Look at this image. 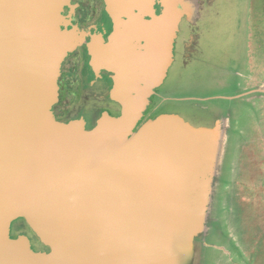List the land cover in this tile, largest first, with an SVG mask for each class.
Listing matches in <instances>:
<instances>
[{
    "label": "water",
    "instance_id": "1",
    "mask_svg": "<svg viewBox=\"0 0 264 264\" xmlns=\"http://www.w3.org/2000/svg\"><path fill=\"white\" fill-rule=\"evenodd\" d=\"M65 1L0 0V264H179L183 248L190 259L212 201L220 125L196 128L174 114L134 132L145 108L137 86L134 102L123 97L124 117L65 132L43 155ZM130 2L114 0L116 21L136 19ZM172 8L173 23L152 21L153 85L174 61ZM19 218L49 253H34L27 236L10 238Z\"/></svg>",
    "mask_w": 264,
    "mask_h": 264
},
{
    "label": "rangeland",
    "instance_id": "2",
    "mask_svg": "<svg viewBox=\"0 0 264 264\" xmlns=\"http://www.w3.org/2000/svg\"><path fill=\"white\" fill-rule=\"evenodd\" d=\"M194 2L200 0H164L163 16L169 15L168 4L178 21L180 9L190 13L193 8L187 11L186 6H196ZM192 13L200 45L186 49L190 26L179 23V58L153 99L161 102L160 113L178 111L206 126L223 116L232 128L224 159L226 181L220 182L221 175L213 180L206 220L197 230L202 233L193 235L190 259L185 248L179 251V264H264V89L250 92L264 86V0H202ZM71 29L83 36L75 25ZM46 142L44 157L54 141Z\"/></svg>",
    "mask_w": 264,
    "mask_h": 264
},
{
    "label": "flooded vegetation",
    "instance_id": "3",
    "mask_svg": "<svg viewBox=\"0 0 264 264\" xmlns=\"http://www.w3.org/2000/svg\"><path fill=\"white\" fill-rule=\"evenodd\" d=\"M88 1L84 6L82 0L69 1L70 3L65 1L60 11L63 18L60 29L65 45L64 54L58 62L50 87L49 126L46 137L49 142L60 133H71L78 128L90 133L103 120L115 122L124 117L125 94L130 103L134 102L133 94L138 80L145 76L144 70L135 64L134 68L129 65L130 59L135 62L142 59V49L147 45L146 38L143 37L148 31L143 21L164 17L163 0L154 4H148L149 0H139V4L131 0V15L136 19L129 20L126 14H122L121 22L116 21L109 11V6L114 4V0ZM201 4L202 0L195 5L199 7ZM141 11L145 14L143 19L139 17ZM129 21L132 22L128 24ZM181 24H186L191 29L196 27L195 21L190 24L186 19ZM72 25H75L83 36H76L71 29ZM149 31L146 37L155 34L154 27ZM126 32L132 35L131 47L130 40L124 36ZM177 51L178 47L175 53ZM24 232L26 234H22ZM29 233L26 222L17 219L11 226L10 238L17 240L21 235H26L34 253H49V247L34 233Z\"/></svg>",
    "mask_w": 264,
    "mask_h": 264
},
{
    "label": "crops",
    "instance_id": "4",
    "mask_svg": "<svg viewBox=\"0 0 264 264\" xmlns=\"http://www.w3.org/2000/svg\"><path fill=\"white\" fill-rule=\"evenodd\" d=\"M168 1L170 2V0H168ZM196 7L198 8V6H194V5L193 6H189V5H187L186 6V10L187 11H191L192 8H193V10L190 13H187V12H183L182 13V10L184 8L180 9L181 10V13H180V17L181 18L179 20V23L181 24V22L183 20H185V19L187 21L189 20L190 24H191V22H194L195 18L197 16H196V14H193L192 12L194 11V8H196ZM186 10H184V11H186ZM173 12H175L174 8H172V13ZM144 18H145V15H144ZM152 21H153L152 19L143 21V25H144L145 29L148 32H150L149 30H151L153 28L152 27V24H153ZM194 28H195V26L192 29H194ZM190 29L191 28H189L188 36H187V38H186V40L184 42V44H186V46H187L186 47L187 50H192L194 47L200 45V43H198V35H197V33L193 32L192 29L190 31ZM148 32H146V35L143 37L144 39L146 38L145 41L147 42L146 43L147 46H145V48L142 49V51H143L142 52L143 53L142 54V59L141 60H137L136 62L134 60H131V59L129 61L130 68H134V66L136 65L137 67H139V68H141L142 70L145 71L144 72L145 76L139 78V80H138V85L139 86L137 85L139 87V91L141 90L140 95L143 93L142 97H145V105H144L145 108L143 107L144 109L141 112L142 115H139V116H141V118H138L136 128L133 129L134 132L136 130H138L140 127H142L149 120L156 119V118H158L160 116H164V115H174V114H177V115L183 117L186 121L191 123L196 128H206L207 130H211V129L215 130V127L220 125L221 127H219V130L223 131V132H221V135H223V141H222L221 150H220V153H219V156H220L218 158L219 161H218L217 164H215V162H214L213 168H217V169H216V174H214V176H213V180H214V183H215V180L217 179L218 175H221L220 182L224 183L226 181L225 173H227V171H228V169H227L228 167L226 166V163H225L224 159H225V153H226V150H227V146H228V143H229V140H230V136L228 135V133H229V130L232 128V125H230V121H228L227 117H223L221 115L222 117H218V118L215 119V122L213 123V125H207V126L206 125H199V124L195 125V124L192 123L191 119L189 120L187 118V116L182 114L181 112H178V111H175L173 113H169V112L160 113L159 112V109L161 107V102H156V100H154L153 98H154V96L156 94V91H157L158 87L160 86V84H162L163 80L166 79L168 71H167L165 77H162V82H160L159 84L157 82L156 85H153V84H155V81L153 82V79H156V78H155V75H154V72H153V64L154 63H153V60L149 57L150 53H149V43L148 42H150L152 40V38H154V34H152V36L148 35V37H146ZM173 45H174L173 46L174 61L172 62L170 67L174 64L175 60L179 58L178 55L175 53V50H176V39L174 40ZM179 56H181V55L179 54ZM170 67H169V69H170ZM261 89H264L263 85H260V86H258L256 88L254 87L253 89L250 90V92H252L254 90L255 93H258V92L261 91ZM130 91H133V90L130 89ZM262 96H264V93H262L261 97ZM176 99H177V101L179 100L178 97ZM173 100L176 101L175 99H173ZM216 136H217V134H216ZM251 136L254 137L255 135H251ZM250 161L254 162L255 160L252 159ZM216 165H217V167H215ZM242 165L240 166V168H242ZM231 168H233V167H231ZM221 169H222V171H221Z\"/></svg>",
    "mask_w": 264,
    "mask_h": 264
},
{
    "label": "bare ground",
    "instance_id": "5",
    "mask_svg": "<svg viewBox=\"0 0 264 264\" xmlns=\"http://www.w3.org/2000/svg\"><path fill=\"white\" fill-rule=\"evenodd\" d=\"M124 36H125L126 39H129L130 40V47H131V44H132L131 43V41H132V35H130V33L128 35V32H126ZM12 224H13V222L11 223V226H12ZM11 226H10V229H11Z\"/></svg>",
    "mask_w": 264,
    "mask_h": 264
},
{
    "label": "clouds",
    "instance_id": "6",
    "mask_svg": "<svg viewBox=\"0 0 264 264\" xmlns=\"http://www.w3.org/2000/svg\"><path fill=\"white\" fill-rule=\"evenodd\" d=\"M20 219V218H19ZM25 221V220H24ZM28 228H29V226H28ZM29 230H30V233L29 234H31L32 235V233H33V231L29 228ZM21 236H26V235H21ZM28 237V236H27ZM193 242H194V240H193Z\"/></svg>",
    "mask_w": 264,
    "mask_h": 264
},
{
    "label": "trees",
    "instance_id": "7",
    "mask_svg": "<svg viewBox=\"0 0 264 264\" xmlns=\"http://www.w3.org/2000/svg\"><path fill=\"white\" fill-rule=\"evenodd\" d=\"M20 219H23V218H20ZM24 220V219H23Z\"/></svg>",
    "mask_w": 264,
    "mask_h": 264
}]
</instances>
